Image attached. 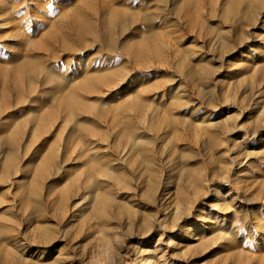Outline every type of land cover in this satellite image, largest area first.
<instances>
[{
	"label": "rangeland",
	"instance_id": "rangeland-1",
	"mask_svg": "<svg viewBox=\"0 0 264 264\" xmlns=\"http://www.w3.org/2000/svg\"><path fill=\"white\" fill-rule=\"evenodd\" d=\"M0 264H264V0H0Z\"/></svg>",
	"mask_w": 264,
	"mask_h": 264
}]
</instances>
